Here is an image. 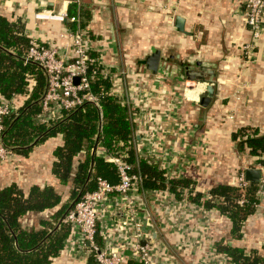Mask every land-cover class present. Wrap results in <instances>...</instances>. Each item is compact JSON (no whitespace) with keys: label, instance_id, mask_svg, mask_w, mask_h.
<instances>
[{"label":"crops","instance_id":"obj_1","mask_svg":"<svg viewBox=\"0 0 264 264\" xmlns=\"http://www.w3.org/2000/svg\"><path fill=\"white\" fill-rule=\"evenodd\" d=\"M72 2L78 4V19L86 21L74 31H84L90 52L97 54L118 93L135 109L134 137L142 155L159 160L167 157L172 173L197 176L196 188L207 192L220 181L236 182L248 166L262 168L264 175V165L249 147L239 150L232 137L242 126L264 134V13L257 38L244 13L245 0H0V14L20 18L30 38L56 46L61 57L72 61L75 54L69 16L63 21L35 17L40 10L68 15ZM179 14L185 19L184 30L176 24ZM249 42L252 46L246 50L244 45ZM156 49L162 54L155 73L148 68L146 58ZM190 61H202L215 71V90L207 106L198 100L205 87L198 98L186 94L188 87L183 89L190 80L192 86L199 82L185 74L186 66L199 67L191 66ZM21 99L20 94L18 102ZM61 142L59 133L36 144L27 154L16 151L12 161L0 160V187L16 181L26 190L33 183H50L61 190L62 183L52 172L54 149ZM103 147L98 142L97 153ZM178 158L184 161L181 172L173 169ZM133 191L145 237L152 234L158 253L172 255L177 264H202L210 246L224 236L229 243L263 250L264 219L258 207L245 222L244 237L235 239L231 238L228 219L220 217L216 224L208 221V227L198 225L199 219L207 218L205 214L208 219L216 218V211L188 199L191 207L204 213L186 218L187 226H198L184 234L177 223L163 216L162 197L141 186ZM101 211L99 241L106 246H120L125 241L122 252L125 263L131 264L135 257L127 244L134 237L133 222H125L122 207L118 206L115 213L106 206ZM39 213L29 214L33 218ZM28 215L23 221L30 218ZM39 219H34L33 225L38 226ZM184 237L192 242L190 246L178 245ZM86 244L78 233H71L60 254L48 264H96Z\"/></svg>","mask_w":264,"mask_h":264},{"label":"trees","instance_id":"obj_2","mask_svg":"<svg viewBox=\"0 0 264 264\" xmlns=\"http://www.w3.org/2000/svg\"><path fill=\"white\" fill-rule=\"evenodd\" d=\"M78 9L76 2L70 3L67 24L72 30L86 23L78 19ZM81 12L87 15L85 10ZM30 40L20 18L0 14V93L6 97L18 93L22 97L18 109L6 119L4 142L27 154L36 144L60 133L62 142L54 149L52 172L63 188L33 183L26 190L16 181L0 187V264L50 263L71 234L70 223L62 217L80 192L96 188L99 176L112 183L120 181L116 163L94 151L98 140L108 152L125 151L126 160L132 165L131 172L138 174L141 187L152 189L154 196L169 193L182 198L187 194L191 201L215 208L219 217L228 219L231 238L244 237L245 222L255 212L259 200V183L251 181L241 185L220 181L205 192L196 188L195 176H168L159 159L138 151L134 137L135 109L124 95L111 91L110 76L96 73L90 79L89 89L97 95L99 105L85 101L53 120H38L47 75L40 64L25 60ZM91 57L89 70H102L97 54L91 52ZM232 137L237 140L239 150L249 147L250 153L264 165V134H259L257 128L242 126ZM65 187L70 188L67 195L63 193ZM45 210L50 213L40 217L38 226L24 224L26 215ZM215 246L230 256L234 264H264V242L263 250L254 246L247 249L229 243L224 236L215 241ZM131 264L145 263L133 260Z\"/></svg>","mask_w":264,"mask_h":264},{"label":"built area","instance_id":"obj_3","mask_svg":"<svg viewBox=\"0 0 264 264\" xmlns=\"http://www.w3.org/2000/svg\"><path fill=\"white\" fill-rule=\"evenodd\" d=\"M244 13L247 22L252 28L253 37H259L263 29L264 0H245ZM67 16L63 11L57 12L54 10H40L35 13V17L38 19L63 21ZM74 18L72 17L71 19ZM69 32L75 54L72 61H67L61 57L56 46L47 45L36 38H31L25 54L26 61L37 62L43 67L47 75V84L42 97V110L38 114V120L40 121L48 122L60 117L64 111L76 108L85 101L95 102L99 105L97 95L89 89L90 79L96 73L110 76L109 72L103 68L100 71L97 69L89 70L92 57L88 38L85 36L84 31L70 29ZM251 46V42L244 45L246 50L250 49ZM76 76L80 77L79 83L75 82ZM111 91L118 93L114 84H112ZM18 95L20 94L17 93L12 97H6L0 93V160L2 161H12L16 156V150L4 142V135L7 117L19 107ZM103 148L104 150L98 154L116 163L120 174V181L112 183L107 178L99 176L97 187L81 195L63 218L64 221L70 223L71 233H78L81 240L84 243H88L86 244L87 248L89 253L94 257L96 264H126L122 252V248L126 245L125 241L121 243V247L118 245L106 246L99 241L97 236L102 212L101 208L106 206L108 210L115 213L116 208L119 206L123 208L127 215L125 222L132 221L135 227L134 237L127 244L133 252L134 260H142L145 264H177L176 262L179 261L173 258L172 255L164 257L165 254L158 253L156 239L152 234L146 237L144 235L141 219L139 218V202L133 194V190L139 189L141 186L140 179L137 173L131 172L132 165L125 158L126 152L121 151L118 154H113L108 152L105 147ZM164 159L167 162L166 165H169L168 158L165 157ZM171 174L169 176L176 175ZM239 182L241 185H246L249 182L246 180L244 173L240 176ZM261 183H264V175L262 176ZM258 196L259 200L256 203V207L262 210L264 219V189L262 187L258 191ZM161 197L163 199H160L164 203H166L165 199L174 202L179 200L169 193ZM187 230L183 229V233L189 232ZM191 244L187 237H184V240L178 245L190 246ZM232 263L230 256L218 252L214 244L210 246L207 255L202 259V264Z\"/></svg>","mask_w":264,"mask_h":264},{"label":"rangeland","instance_id":"obj_4","mask_svg":"<svg viewBox=\"0 0 264 264\" xmlns=\"http://www.w3.org/2000/svg\"><path fill=\"white\" fill-rule=\"evenodd\" d=\"M190 65L191 66H196L197 64L194 62V61H190ZM105 71H107V69L105 70ZM110 75V74H109ZM190 79V78H189ZM193 80V79H192ZM190 86H192V84H191V80L188 82V83H185L184 84V86H183V89H185V88H187V87H190ZM185 91V90H184ZM149 156H151V155H149ZM161 166L162 167H164L165 168V170H166V173L168 172V176L169 175H172L171 173H172V168H171V165H170V163H171V161H170V159H167V161H168V163H169V165H166L167 164V162L165 161V159L164 158H162L161 160ZM182 162H184V161H181V159L180 158H178V160H177V167H175V166H173L174 168V170L176 171V172H181L182 170H183V166H182ZM176 163V162H175ZM174 174V173H173ZM178 174V173H177ZM176 174V175H177ZM179 174H181V173H179ZM178 174V175H179ZM183 174V173H182ZM181 174V175H182ZM241 176V175H240ZM240 176H239V178H238V180L236 181V183H239L240 184V182H239V180H240ZM197 177V176H196ZM199 183V182H198ZM198 184H196V186H197ZM259 185H261V183H259ZM63 188V187H62ZM62 188H61V190H62ZM69 189L70 188H68V187H65V189H63V193L65 194V195H67V192H69ZM199 189H201V190H203L204 191V189L203 188H199ZM210 188H208V190H209ZM205 192H207V191H205ZM176 198V197H175ZM177 199V198H176ZM179 199V201L178 202H174V201H172L171 200V202L170 203H168V202H166V203H164L163 202V206H162V214H163V216L164 217H167L169 220H173L175 223H177V227L179 228V229H185V230H187L186 228H188V230L187 231H189V232H191V231H196L197 230V226L198 225H206L207 227H208V225H209V223L211 222V223H214V221H215V224L216 223H220V222H218V220L220 219V215L218 214V212L216 211V209L214 208L213 210L214 211H216V214H217V216H216V218H214V219H208V216L205 214L203 217H207L206 219L205 218H202V219H199L200 221H199V224L196 226V225H192L191 224V226H187V222H186V218L187 217H189V218H195L196 216H198V215H201V214H203L204 212L202 211V210H196L195 209V207L193 206V207H191L190 205H189V202H188V197H187V194H184L183 195V197L182 198H178ZM49 213H50V210H46V211H44V212H42V213H39L38 215L37 214H34V216H33V218H32V214H29L28 216L30 217L29 219H24V223L25 224H27V225H29V226H31V225H33V223H34V219H36V220H38L39 219V217H41V216H48L49 215ZM210 213V215L211 216H214V212H209ZM218 218V219H217ZM204 220V222H202ZM208 221H210V222H208ZM210 223V224H211ZM211 226V225H210ZM192 243V242H191Z\"/></svg>","mask_w":264,"mask_h":264},{"label":"water","instance_id":"obj_5","mask_svg":"<svg viewBox=\"0 0 264 264\" xmlns=\"http://www.w3.org/2000/svg\"><path fill=\"white\" fill-rule=\"evenodd\" d=\"M184 22H185L184 16H182L180 14L176 16V24H177L179 29L184 30ZM161 54H162L161 50L156 49L154 52L149 54L148 57L146 58V64H147L148 68L151 69L155 73L159 69ZM197 65H199V67L186 66L185 74L190 79L206 82V87H205L204 93L202 95H200L198 100L201 103V105L207 106L211 102L213 94H214V90H215V86L213 83L215 71H214V69H212V67H210L206 64H203L202 61H198ZM75 82L76 83L80 82L79 76L75 77ZM98 141H97V144H98ZM97 144L94 147V151H96ZM245 177H246V180L249 182L254 181L257 183H261V181H262V168L254 167V166L246 167L245 168ZM261 187H262V189H264V183H261ZM81 194L82 193L80 192L78 197L71 203L69 209L73 207V205L79 199ZM69 209H68V211H69ZM66 213L63 215L62 219L65 217Z\"/></svg>","mask_w":264,"mask_h":264},{"label":"bare ground","instance_id":"obj_6","mask_svg":"<svg viewBox=\"0 0 264 264\" xmlns=\"http://www.w3.org/2000/svg\"><path fill=\"white\" fill-rule=\"evenodd\" d=\"M204 87H206V83L205 82H197L195 84V86H191V87H188L187 88V91H186V94L189 96V97H196L198 98V93L200 91H203L204 90Z\"/></svg>","mask_w":264,"mask_h":264}]
</instances>
